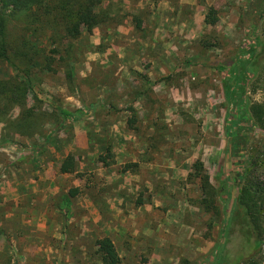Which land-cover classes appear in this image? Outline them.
I'll use <instances>...</instances> for the list:
<instances>
[{"label": "rangeland", "instance_id": "374dc122", "mask_svg": "<svg viewBox=\"0 0 264 264\" xmlns=\"http://www.w3.org/2000/svg\"><path fill=\"white\" fill-rule=\"evenodd\" d=\"M46 1L51 14H20L9 39L28 35L52 51L59 0ZM101 4H114L117 16L73 41L76 90L63 64L25 77L0 58L2 78L28 81L27 105L48 114L34 137L10 136L0 121V264H103L97 248L106 236L122 264H264V212L260 247L255 231L250 239L229 219L249 160L264 186V132L250 113L264 102V0ZM210 10L216 24L206 22ZM107 142L115 162L105 167ZM69 154L77 169L61 173ZM197 159L219 192L220 219L189 178ZM128 163L137 166L124 171ZM28 206L32 217H21Z\"/></svg>", "mask_w": 264, "mask_h": 264}, {"label": "trees", "instance_id": "16d2710c", "mask_svg": "<svg viewBox=\"0 0 264 264\" xmlns=\"http://www.w3.org/2000/svg\"><path fill=\"white\" fill-rule=\"evenodd\" d=\"M102 0H59L55 8L57 16L61 18L59 23L57 19L50 21L51 29L54 35L50 37L52 51L46 46H39L27 35L19 39H9V23L22 13L32 12L34 9H46L50 13L49 5L46 0H0V58L9 63L25 77H30L36 66L46 73H58V66L63 64L66 79L70 86L77 89V79L74 73L73 58L75 55V46L73 41L79 39L84 29L93 32L98 26L108 23L116 18V6L107 4L102 6ZM140 20V19H138ZM218 18L213 10H210L206 16V22L216 24ZM140 24V22H139ZM140 26V25H139ZM56 32V33H55ZM60 32L61 35H57ZM35 33V31H34ZM264 51V47L262 48ZM250 59H256L255 48L248 53ZM228 62V61H227ZM220 71L228 67L227 63L216 66ZM242 72V71H241ZM29 93V83L19 75L14 79H4L0 74V121L5 122L10 136L25 135L34 137L36 134H43L45 130L47 114L44 111H37V108L27 105ZM19 106L21 113L15 120L11 119V111ZM95 107V106H94ZM117 111L118 109L113 107ZM132 116L128 120L130 128H133L137 122L135 110L128 106ZM125 109V110H126ZM252 118L264 132V102H253L250 106ZM66 118L74 120L73 113L63 111ZM48 115V114H47ZM31 152H36L32 149ZM115 154L113 145L107 142L104 145L103 152L99 156V161L103 166L108 167L114 164ZM252 162H247V172L245 181L240 189L238 202L235 210L230 216V223L237 222L245 227L248 237L252 238L255 231L259 236L254 244L260 247L262 238V215L264 212V186L255 171L251 169ZM137 166V163H128L123 167L124 171L130 167ZM77 169V160L74 154L67 155L60 166L61 173H74ZM189 178L197 179L203 194L201 206L214 219H220L222 211L219 204V192L211 182V177L206 171L202 160L197 159L192 165V171ZM72 194H78V188L70 190ZM244 224V225H243ZM243 227V228H244ZM249 240V239H248ZM98 254L103 264H122V258L116 248L114 241L106 236L98 241Z\"/></svg>", "mask_w": 264, "mask_h": 264}, {"label": "crops", "instance_id": "0c3cea01", "mask_svg": "<svg viewBox=\"0 0 264 264\" xmlns=\"http://www.w3.org/2000/svg\"><path fill=\"white\" fill-rule=\"evenodd\" d=\"M29 211V206L28 208H24V210L21 209V217H32L33 213Z\"/></svg>", "mask_w": 264, "mask_h": 264}]
</instances>
